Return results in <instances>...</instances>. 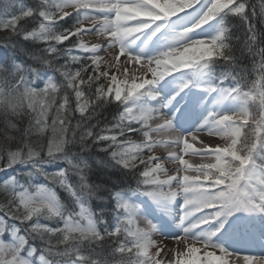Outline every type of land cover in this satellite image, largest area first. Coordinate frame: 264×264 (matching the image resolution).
Returning a JSON list of instances; mask_svg holds the SVG:
<instances>
[{"label": "snow or ice", "instance_id": "6c2138e0", "mask_svg": "<svg viewBox=\"0 0 264 264\" xmlns=\"http://www.w3.org/2000/svg\"><path fill=\"white\" fill-rule=\"evenodd\" d=\"M166 252L264 264V0H0V264Z\"/></svg>", "mask_w": 264, "mask_h": 264}, {"label": "rangeland", "instance_id": "374dc122", "mask_svg": "<svg viewBox=\"0 0 264 264\" xmlns=\"http://www.w3.org/2000/svg\"><path fill=\"white\" fill-rule=\"evenodd\" d=\"M94 41V40H93ZM158 139H167V136L166 134H161V136L157 137ZM157 152L158 153H166V149L164 148H159L157 149ZM190 157L186 156L185 159H189ZM198 158V157H196ZM194 164H198L196 162H193ZM200 163V162H199ZM155 239L157 240L158 244L161 246V247H164L166 249H172L173 248V245H174V241H172L171 239H166L164 237H155ZM163 241H169L167 243H163ZM172 242V243H170ZM154 251V250H153ZM174 255V253L172 252H166V253H162V257L164 258V264H168V259H171L172 256Z\"/></svg>", "mask_w": 264, "mask_h": 264}, {"label": "bare ground", "instance_id": "6f19581e", "mask_svg": "<svg viewBox=\"0 0 264 264\" xmlns=\"http://www.w3.org/2000/svg\"><path fill=\"white\" fill-rule=\"evenodd\" d=\"M92 42H95V41H92ZM212 142H213V143H216V142L223 143L222 141H219L218 138H214ZM188 160H189L190 163H193V162L199 163V162H200V161H199V158H196V157H191V158H189ZM193 164H194V163H193ZM167 242H169V241H163V243H167ZM170 243H172V242H170Z\"/></svg>", "mask_w": 264, "mask_h": 264}, {"label": "trees", "instance_id": "16d2710c", "mask_svg": "<svg viewBox=\"0 0 264 264\" xmlns=\"http://www.w3.org/2000/svg\"><path fill=\"white\" fill-rule=\"evenodd\" d=\"M252 2L256 3L257 5L259 4V0H252ZM233 22L235 23L236 21H233Z\"/></svg>", "mask_w": 264, "mask_h": 264}]
</instances>
